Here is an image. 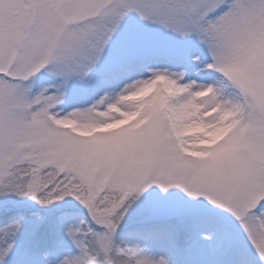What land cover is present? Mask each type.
I'll use <instances>...</instances> for the list:
<instances>
[{"label":"snow or ice","instance_id":"snow-or-ice-1","mask_svg":"<svg viewBox=\"0 0 264 264\" xmlns=\"http://www.w3.org/2000/svg\"><path fill=\"white\" fill-rule=\"evenodd\" d=\"M0 264H264V0H0Z\"/></svg>","mask_w":264,"mask_h":264}]
</instances>
